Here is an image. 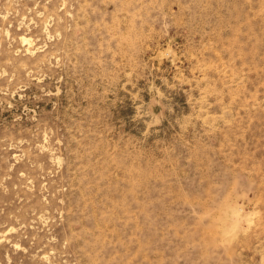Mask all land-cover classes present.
<instances>
[{"label": "rangeland", "instance_id": "374dc122", "mask_svg": "<svg viewBox=\"0 0 264 264\" xmlns=\"http://www.w3.org/2000/svg\"><path fill=\"white\" fill-rule=\"evenodd\" d=\"M0 264H264V0H0Z\"/></svg>", "mask_w": 264, "mask_h": 264}, {"label": "bare ground", "instance_id": "6f19581e", "mask_svg": "<svg viewBox=\"0 0 264 264\" xmlns=\"http://www.w3.org/2000/svg\"><path fill=\"white\" fill-rule=\"evenodd\" d=\"M234 214V213H233Z\"/></svg>", "mask_w": 264, "mask_h": 264}]
</instances>
